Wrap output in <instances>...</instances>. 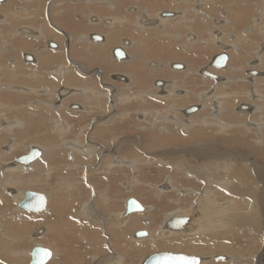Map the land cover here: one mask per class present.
Listing matches in <instances>:
<instances>
[{"label":"crops","instance_id":"obj_1","mask_svg":"<svg viewBox=\"0 0 264 264\" xmlns=\"http://www.w3.org/2000/svg\"><path fill=\"white\" fill-rule=\"evenodd\" d=\"M109 2L110 4H108ZM164 9L170 10L175 15L161 17L159 13ZM36 13L38 14L36 15ZM142 17H149L150 21L155 17L159 20L155 23L156 25L149 22L147 24V22H141ZM3 18L12 32L10 34L14 36L8 35V32H4L5 30L1 31L0 41L8 42L7 36L12 44H15V47L3 51L0 54V59L3 58L4 52L17 49L18 51H15L19 55L12 58V65L18 64L23 67L21 73H17L16 67H12L10 73L15 74L14 81L9 79L6 86L0 85V107L2 106L0 109L5 112L4 116L0 118V134L4 133L10 139L6 153L20 147L23 148L19 153L12 154V158L6 162H11L18 155L25 153L30 145H37L42 151V160H38L32 169L28 168L26 171L12 173L32 172L36 169L38 176L44 177L48 172L46 165L50 166L51 164V171L53 169L55 172H58L60 168L66 169L67 173L60 175L57 186L52 189L60 190L57 191L54 198L61 202L64 199L73 202L78 198V193L83 191H87L88 196L91 195L92 202H94L98 190L102 192L106 189L105 194L108 195L109 190L117 184L126 193H132L131 196L144 203L139 195L142 194L140 189L151 190L153 194L157 195L158 192H163V187L168 185L165 180L170 178L172 179L170 180L171 185L175 187L172 191L178 189L175 180L178 173L179 175L184 174L187 180L192 178L201 180V178L186 174V170L180 165L182 162L187 163L194 156V159L188 163L189 166L193 163V167L196 160L200 161L205 154L202 149L209 141L220 146L221 142L225 141L222 137L236 136L235 132L238 130L235 127H242L246 122L251 123L252 114L239 109V105L243 103L253 104V107L257 109H254L255 114L257 112L260 114L257 115V120L262 121L264 128L262 120V118L264 119V105L248 95V92L253 90L254 93L258 91L264 97V88L262 87L264 86V74H261L263 77H253L248 80L242 73V70L253 67L264 72V49L262 54L257 55L260 47L264 48V0H6V3H0V19ZM256 18L258 19L257 23L254 22ZM93 35H98L100 38L93 39ZM62 37H64V46L61 45ZM124 41H127L128 44H123ZM50 42L56 46L51 47ZM218 43L229 46L226 51V69L223 68L224 72L223 69L216 71L224 77V81L222 79L221 82L219 81L220 83L200 74V69L208 65L212 57L220 52ZM116 47H121L128 57L126 59L115 58L112 51ZM24 54L31 56V63ZM5 60L11 61L8 58ZM44 60L45 62H43ZM174 64L180 65V68H175ZM60 67L62 68L60 69ZM76 67L83 69L86 73L79 71ZM43 69L48 71L45 72L46 70ZM0 71H4V68L1 67ZM4 73L8 72L5 70ZM119 76L125 79H119ZM65 78L68 79V82ZM234 78L237 80L233 81ZM158 81H162V86L157 85ZM100 82L108 84L107 86L111 87L108 88L111 89L109 92L116 93L115 96L108 95L109 98L108 90L102 88ZM97 90L103 91L105 96L95 95ZM211 94L213 95L210 99ZM100 96L101 99H99ZM160 100L167 106L158 107L156 104H159ZM112 103L117 111L112 107L113 115L108 117V120L102 125H97L95 120L107 116ZM19 105L21 109L18 107ZM37 105L39 106L37 107ZM191 105H195L199 109L189 115H184L183 108L186 109ZM210 106L217 107L218 111L211 112ZM214 112L215 114L212 116ZM173 113L177 115L181 124L187 122L186 125L191 128L192 135L190 137L185 133L184 126L181 125L182 127L179 128L178 124H172L170 119H168L170 121L167 120ZM221 123L223 124L221 125ZM167 126L172 128L170 136L167 135L165 129ZM220 126H224L222 131H218L221 129ZM231 129L235 131L231 132ZM18 134L22 137L21 141L17 140ZM158 135L165 137L157 140ZM132 138L134 139L132 144H124ZM74 142L78 145L88 143L95 146L96 150L90 158H84L80 152L79 154L73 153V148L77 146ZM50 147H53V150ZM243 149L249 152L247 146ZM110 153H116L123 158L121 166L108 168L105 161L108 158L106 155ZM151 162L156 165V170L162 167L157 171L159 177L165 173L163 179L146 180L144 172L146 167L140 165L151 164ZM255 162L262 164L257 160ZM83 164L86 167H83ZM90 169L98 178L91 177L90 179L87 173ZM169 169L170 173L164 171ZM76 171L80 172V176L84 180L83 183L86 184L77 180L72 181ZM103 171L110 172V175H106ZM118 172H121L124 178L121 182H119L120 180L116 181ZM12 173H10L12 178L18 177ZM82 173L84 174L82 175ZM66 179H68V184H66ZM104 181L106 185H101V182ZM201 181L202 186H200L199 193L212 187L207 184L205 187L203 179ZM33 190L45 193L47 203H49V192L40 188ZM100 191L99 193H101ZM166 191L171 192L167 189ZM261 193L264 194V189ZM128 196H123L122 207L117 211L124 210V199ZM161 196L157 195L156 199ZM66 205L70 206L68 203ZM112 206V208L116 207L114 204ZM150 222L149 227L152 229L154 221ZM24 223L23 229H19L20 233L24 234L23 236H26V233L30 235L33 232L34 234L36 229L43 228L42 234L46 233L43 234V238L36 237L39 239L37 240L38 244L49 247L51 250L53 249L52 251L55 250V255L48 261L49 264H111L115 260V258H111L113 252L122 255L123 250L125 251L127 248L121 245L117 233L115 234L116 239H113L116 249L110 253L107 252V248L106 253H85L86 250L81 241L80 243L76 242V238L80 237H86L87 241L96 238L97 227H101L99 230L102 231L109 226L106 221L91 223L94 228L90 231L85 229L84 235L73 234L77 231H69V235H67L69 242L63 244L59 243L56 238L61 229L58 227L66 225L64 221H48L45 222L47 223L44 225L45 227L41 225L35 230L29 225L26 226V222ZM162 223L160 221V224L159 222L154 224L155 228L160 229L161 232L164 229ZM137 229H139L138 225L133 224L132 227L127 228L126 236L131 235L132 237ZM167 231L176 230L165 229L163 232ZM44 236H48V240L44 241ZM80 240L84 239L80 238ZM180 241H176L174 244L179 243L178 245L181 246L188 243V239L183 237H180ZM135 243L133 242L131 245L134 246ZM33 244L30 245L31 248ZM78 244L80 248H77ZM92 245L99 246L97 241H94ZM163 250L180 252L170 248ZM29 261L28 252L26 263L29 264ZM5 262L7 264V261ZM123 264L126 262L124 261Z\"/></svg>","mask_w":264,"mask_h":264},{"label":"rangeland","instance_id":"obj_2","mask_svg":"<svg viewBox=\"0 0 264 264\" xmlns=\"http://www.w3.org/2000/svg\"><path fill=\"white\" fill-rule=\"evenodd\" d=\"M54 1H56V0H54ZM2 16L4 17V15H2ZM2 16H1V18H2ZM257 21H258V19L256 18V22ZM5 22H6V20L4 18L0 19V29H2V30H0V32L5 30L4 32H6V33L8 32L7 33L8 35L14 36V35H11L12 32H11L10 28L8 27V25L5 24ZM14 27H16V26H14ZM63 39H64V37H62V39H61L62 40V44H61L62 46H64V44H63L64 40ZM6 40L8 42L4 43V41H3V43H2V41H0V54L3 51L8 50V48L12 49V47H15L14 46L15 44H12V41L9 40V37L6 36ZM263 49H264L263 47L262 48L260 47V50H259L260 52L258 51L257 54H260V53L262 54ZM15 50L18 51L17 49H15ZM15 50H13V51L11 50V52H8V51L4 52L3 58L0 59V65L3 68L5 67L4 71L5 70L9 71L8 74L6 73V76H5L4 72L0 71V79H1L0 85H5L6 82L9 80V78L14 79L15 74L10 73L11 72L10 70L12 67H16V69L18 70L16 72L21 73L22 67H20L18 64L12 65V61H13L12 58H15L19 55V53L16 52ZM5 58L11 59V61L5 60ZM76 68H78L79 71H83V69H79V67H76ZM248 69H252V68H248ZM84 73H86V72H84ZM242 73L245 75V77L248 80H250L253 77H257V76H249L246 73V70H242ZM2 74H3V76H2ZM262 74H264V73H262ZM260 77H263V76L260 75ZM17 80H19V79H17ZM13 81L14 80H12V82ZM107 85L108 84H106V83L100 82V86L104 89H107L109 92V90H111V89H108V88H111V87H108ZM262 87L264 88V86H262ZM13 88H15V87H13ZM16 88H18V87H16ZM18 89H21V88H18ZM97 93H99L100 95L102 94L104 96L103 91L97 90ZM248 93H250V91ZM108 94L113 95V97H114L116 93L112 92V94H111L109 92V93H107V95ZM249 97H251L253 100L259 101V103L261 105H264V98L258 99L256 96L251 95V94L249 95ZM99 99H101V96ZM167 102H169V101H167ZM246 104H249V103H246ZM112 105H111L110 112L107 115H110V116L113 115L114 109L116 110L115 105L113 103H112ZM156 105L160 108L163 106H167L165 104V102H162L161 100L159 101V104H156ZM256 106H258V105H256ZM112 107H114V109ZM252 107H253V104H252ZM129 109H133V108H129ZM255 110H257V109H255ZM116 111H115V113H117ZM212 111L213 110H211V112ZM2 112H3V110L0 111V113H2ZM246 112H248L249 114H252V117H251L252 122H260V120H257L258 119L257 115L259 116L260 114L258 112H257V114H255L256 111L254 112V107H253V109L250 110V112L247 110H246ZM4 113L5 112H3L2 115H0V118L3 117ZM103 118L104 117L97 118L95 120L96 124L98 125L99 120H102ZM262 120L264 121L263 118H262ZM172 124H174V123H172ZM205 124L210 125L207 122H205ZM178 126H179V128L181 127L180 125H178ZM250 127H253V125L251 124ZM167 128L172 129L169 126H167ZM190 129L185 131V133L191 134ZM235 129L238 130V133L235 132V134L236 135L239 134L242 136L244 135V139H248V142H250L249 139H251L255 134V132L252 129H248L245 125L242 127L239 126L238 128L235 127ZM218 131H222V127ZM230 131L233 132L235 130L231 129ZM263 131H264V128H263ZM228 137H230V136H224L222 138L224 140L225 138H228ZM17 140H19V141L22 140V137L20 134H18ZM9 141H10V139L7 138V135H5L4 133L0 134V223H1V226H3V228L0 227V264H6L5 261H7V264H22V262H23V264H28V263H26V259L28 257V252L30 251L29 249L31 248L30 245L33 243L38 244V242H37V240H39L38 237L43 238V234H46V233H43L42 235L39 236V235H35L33 233H31L30 235H27V233H26V236H23L24 234L20 233L19 229H23V227L25 226L24 222H26V226L29 225L32 229L35 230L37 227H39L41 225H43V226L46 225L47 223H45V222L63 221L62 219H64V223L67 226H65V227L59 226L58 227L59 229L61 228L62 230L60 229V233H58L59 235H57V238H56L59 243L63 244L64 242H69L68 237H67V235H69L68 229L72 232L77 231V232H73V234L75 233V234L80 235V233H81V235H84L85 229L90 231L94 228V225L91 224V223H94L93 221L97 222V221H100V219L103 221L104 217H107L110 219L111 215H116L117 214L116 212H118L117 209H120L122 207L121 201H122L123 196L124 197L128 196V195L131 196V194H132V193H128V192L126 193L123 188H121L119 185L116 184L117 187L114 186V188L110 189L109 190L110 193L108 195L105 194V196H104L105 198L103 196L99 197V194L97 193L96 200H94V202L91 201L90 205L88 204L89 206H87L86 210H85L88 213L85 214V211L82 209L83 203L86 199H88V198L91 199V195L88 196L89 193H87V191H83L82 193H78V195H77L78 198L73 202L69 201L68 199H64L61 202L58 199L54 198V195L57 194L58 193L57 191H60V190H52V189L57 186L60 175H64L65 173H67L66 169L61 168L56 173L52 169V173L50 172L49 174H45L44 177L38 176V173L36 172L35 169H34L35 171H32V172H19V173L18 172L12 173V172H14L13 169L12 170L6 169V167H7L6 164L9 163L6 161H8V160H10V158H12V154L17 153V152L19 153L23 149L20 147V148H17V150H15V151H12L10 153H6L7 144ZM133 141H134L133 138L128 139L126 142H124V144H126V143L132 144ZM210 142L211 141H209L208 144L206 146H204V148L202 149V152H204L205 154H207V153L209 154L215 148H219V145L217 143L215 145L214 142L213 143H210ZM222 145H223V143H222ZM251 152L253 153L252 157H254V158L257 157L256 159H258V160H262V159L264 160V158H263L264 154L262 152L257 151L255 148L251 149ZM255 152H257V154ZM83 156H84V158H86L85 155H83ZM175 158H177V156H175ZM91 163H93V162H91ZM21 164L22 163H20V165ZM83 166L86 167V165H83ZM140 166L146 167L144 169V172L146 175V180L154 181L157 178H162L163 175L165 174V173H163L162 177L161 176L159 177L157 170H160V168H162V167H160L159 169L156 170V165L152 162H151V164H141ZM157 166H158V164H157ZM51 167H52L51 164H50V166H48V165L46 166V169H48V172L51 171ZM183 168L185 169L186 167L183 166ZM29 169H31V168H29ZM22 170L26 171L27 169L22 168L18 171H22ZM80 170H82V169H80ZM164 171H166L167 173H170V169L164 170ZM10 173H12L13 175H18V177L12 178V179H17V182L12 184V181H11V183H10L11 185L6 186L3 182H4V180L8 179L6 177H11ZM87 173L89 174L90 179H91V177L93 179L98 178L96 176V174L94 173V171L91 169ZM189 173H191V172H189ZM194 173L196 174V172H194ZM83 174L84 173H82V175ZM173 174L175 175V172ZM34 175H35V177H33ZM196 175H194L195 178H201V180L203 179L202 175H199V174L197 176ZM29 178L31 179V181L30 180L27 181V179H29ZM122 179H124L122 173L118 172L117 177H116V181L120 180L119 182H121ZM24 180H25V182H24ZM67 180L68 179H66V182H67ZM74 180H77L78 182L83 183L84 180H83V177L80 176L79 171H76L75 177L72 179V181H74ZM175 180L177 181V184H178L177 185L175 183L176 186H178V188L183 192V194L180 190L177 191L176 189H174L173 191L170 190L171 192L166 191V189L168 190V188H169V186L167 185V188L162 190L163 194L162 193L160 194L162 196L159 199H156L157 195H155V193L153 194V192L151 190L146 191V190L140 189V190H142V194H139V195H141L142 200L144 201V203H146L145 205L152 206L150 210H149L150 207H148V211L146 213L139 212L140 214L139 213L136 214V212H134V213L130 214L129 219L126 220L127 223L125 222L122 224V226H121L122 228L120 227L117 229L115 226L111 227L109 225L108 227H106V229L100 231L99 229L101 227H97V229H96L97 230V232H96L97 237L96 238H92L91 240L87 241L86 237H80L81 239H84V240H80V238H78V239L76 238V242L80 243V241H81V244H83V246L86 250L85 253H93V252L106 253L107 249H108L107 252L110 253L113 249H116L115 241L113 240V239H116V235H115L116 233L119 236L118 239L121 240V245L125 244L124 246L127 247V245L130 246L131 243L133 244V242H136L134 246L131 245V246H133L132 248L127 247L125 251L123 250L124 253H122V264L124 263V261L126 262V264H138L140 262L139 259H141L144 255L148 254L149 252L155 251V250H163L166 248H170V249L177 250L180 252H184L187 254L189 253L192 255H195V254L201 255L200 257H202L204 260L202 264H260V263L264 264V231L260 230V232H259V231H257V230H259L258 228H256V230L253 229L254 231H251L250 230L251 228H248L245 226H236V227L232 228L231 226L226 225L225 227H219V228L216 227V230L214 229L212 232L208 231V232H205L201 235H195L190 231L188 233H185L184 235H182V234L174 235V234H170V233L168 234L167 232L165 233L163 231L161 232L160 229L157 230V228H155L154 224H156L158 222L160 224V221H162V219H163L162 217L166 216L167 212L178 210V212H181V213H183V212L190 213L189 210L191 208L196 207V205L199 204V202H201L200 204H204L203 205L204 207L209 206L210 208H212V204H214L216 202H219L221 204V202H223L227 199H231V198L234 200L236 199V195L228 193L227 191H225V188H223V187L219 188L215 185H212L211 184V182H213L212 180H210V182H209L206 179H203L205 187H206V184L211 185L212 187L206 188L203 192H200V193H199V190L201 188L200 186H202L201 180H197L194 178L187 180V178L184 176V174L179 175V173L175 177ZM99 181H98V183H99ZM165 182H166V180H165ZM66 184H68V182ZM83 184H86V183H83ZM101 185H106V182L105 181L103 183L101 182ZM182 187H184V188H182ZM187 187L190 188V190H192V191L188 190ZM10 188L14 189V192H15V190L25 191L28 189L33 190V189H39L40 188V189L45 190V191L50 193V194L48 193L49 203L46 204V208L41 212H35L34 213V212H27V211H24L21 209L18 210L17 208H14V207H16V204H15L16 200H14L15 197L12 196L13 193L10 194L7 191ZM134 188H136V186H134ZM210 189L213 190L214 194L210 193L211 197H209V200H208L206 198L207 196L205 197L204 194H205V191H208ZM111 192H113V193H111ZM262 197H261V199L264 200V194L262 195ZM211 198L214 199L215 201H211L212 200ZM241 200L242 199L237 198V207H233V208L235 210H236V208H239L238 210L244 212L245 208L249 209L251 202H252L251 201L252 199L245 197L244 200H242V201ZM109 202L112 204H110ZM66 203L70 204V206L66 205ZM108 203H109V206H108ZM113 203H114V207L116 205L115 208H112ZM244 203H246V204H244ZM225 204L227 205L226 202H225ZM107 206H108V209H106ZM260 210H262V209H260ZM260 210L257 213L256 221L262 220ZM247 211H249V210H247ZM191 214H193V213H191ZM144 217L150 218V221H154L152 229H151V227H149L150 224L145 225L140 221V218H144ZM131 219L132 220L138 219V220L137 221H131ZM22 220H24V221H22ZM128 222H130V224H132V225L137 224L139 229H144V227L147 226L150 229V235L146 239H142V240L133 239V238H131V235H128V234H127L128 236H126L125 231L127 230L126 229L127 226H128V228L132 227V225L130 226L128 224ZM68 223H69V225H68ZM98 223H100V222H98ZM149 229H148V231H149ZM255 231H257V232H255ZM171 235H173L174 237H172ZM36 236H38V237H36ZM180 237H183L184 239L185 238L188 239V243L183 244L181 246L178 245L179 243L177 245H175L174 242H176V241L181 242ZM48 238L49 237L47 236V240H48ZM19 239L22 240V242H20ZM94 241H97V243L99 245L98 247L92 245L94 243ZM170 241L171 242L173 241V243H170V244L165 243V242H170ZM169 245H171V246H169ZM112 246H113V248H112ZM77 248H80L79 244L77 245ZM6 250H8V251H6ZM75 250H76V248H75ZM53 253H55V252L53 251ZM113 255H117L115 253V251L113 252L112 256ZM216 255H225V256H227V258L222 259V260L221 259H215ZM205 258L207 260H205Z\"/></svg>","mask_w":264,"mask_h":264},{"label":"bare ground","instance_id":"obj_3","mask_svg":"<svg viewBox=\"0 0 264 264\" xmlns=\"http://www.w3.org/2000/svg\"><path fill=\"white\" fill-rule=\"evenodd\" d=\"M34 1V0H33ZM6 3V0H4L3 1V3ZM7 2H9V1H7ZM39 2V1H38ZM2 3V2H1ZM10 4V3H9ZM108 4H110V2L108 3ZM30 5V4H29ZM39 5V4H38ZM15 6V5H14ZM16 7V6H15ZM14 7V8H15ZM34 7V6H33ZM32 7V8H33ZM40 7V6H39ZM23 8V7H22ZM21 8V9H22ZM26 8V7H25ZM24 8V9H25ZM42 8V7H41ZM20 9V8H19ZM38 9V8H37ZM40 9V8H39ZM28 10V9H27ZM163 11H168V12H171L170 10H167V9H164ZM163 11H161V12H163ZM35 12V11H34ZM161 12L159 13V14H161ZM10 13V12H9ZM28 13H30V12H28ZM262 13V12H261ZM21 14V13H20ZM38 13H36V15H37ZM171 14H173V16L175 15L174 13H172L171 12ZM30 15V14H29ZM25 16H28V15H25ZM31 16V15H30ZM172 16V17H173ZM162 17V16H161ZM149 18V17H148ZM160 18V17H159ZM157 20H159L158 18H154V19H151V21H152V23L153 24H155L156 22H158ZM28 21V20H27ZM8 22V21H7ZM13 22V21H12ZM254 22L255 23H257L256 22V19L254 20ZM24 23V22H23ZM216 23H217V21H216ZM255 23H253V24H255ZM148 24V23H147ZM151 24V23H150ZM219 24V23H218ZM26 25V24H25ZM156 25V24H155ZM9 27V26H8ZM31 27V26H30ZM144 27V26H143ZM147 27V26H146ZM149 27V26H148ZM251 27V26H250ZM249 28V27H248ZM23 31H24V29H22ZM220 35V34H219ZM218 35V36H219ZM20 39V38H19ZM103 41H104V39H103ZM99 42V41H98ZM5 43V42H4ZM24 43V42H23ZM48 44V43H47ZM123 44H125L124 42H123ZM126 44H128V42L126 41ZM32 45V44H31ZM27 46V45H26ZM25 46V47H26ZM125 46V45H124ZM48 47V46H47ZM229 47V46H228ZM50 49V48H49ZM260 52V51H259ZM227 53V52H226ZM26 54V53H25ZM24 54V55H25ZM261 54V53H260ZM260 54H257V55H260ZM2 57V56H1ZM128 56L125 54V57H124V59H126ZM43 62H45V60L43 61ZM46 62H47V60H46ZM30 63H31V61H30ZM33 63V62H32ZM262 63V62H261ZM2 64V63H1ZM208 64V63H207ZM64 66V65H63ZM2 66L0 65V68H1ZM206 67H208V65L206 66ZM23 68V67H22ZM26 68V67H25ZM28 68V67H27ZM26 68V69H27ZM62 67H60V69H61ZM209 68V67H208ZM4 69H5V67H4ZM28 69H30V68H28ZM224 69H226V68H224ZM224 69H223V72H224ZM252 69H255L254 67L252 68ZM35 70V69H34ZM43 70H46V69H43ZM214 70V69H213ZM219 70V69H218ZM248 69H246V71H247ZM262 70V69H261ZM37 71H38V69H37ZM41 71V70H40ZM48 70H46L45 72H47ZM55 71V70H54ZM58 71V70H57ZM61 71V70H60ZM66 71V70H65ZM217 71V69L214 71V72H216ZM260 71V70H259ZM2 72H4V71H2ZM8 73H9V71H7ZM25 72V71H24ZM26 72H28V70H26ZM42 72V71H41ZM40 72V73H41ZM59 72V71H58ZM7 73V74H8ZM16 73V72H15ZM34 73V72H33ZM35 73H37V72H35ZM39 73V72H38ZM73 73V72H72ZM262 73H264V72H262V71H260V72H258V75H249V76H257V77H260V75L262 74ZM43 74V73H42ZM10 75V74H9ZM73 75H74V73H73ZM2 76H3V74H2ZM5 76H6V74H5ZM38 76V75H37ZM40 76V75H39ZM46 76V75H45ZM50 76V75H49ZM75 76V75H74ZM222 76V75H221ZM52 77V76H51ZM68 77V76H67ZM224 77L222 76V78H221V80L223 79ZM10 79V78H9ZM51 79V78H50ZM49 79V80H50ZM66 79V78H65ZM125 79V78H124ZM264 79V78H263ZM1 80V79H0ZM14 80V79H13ZM48 80V79H47ZM221 80H220V82H221ZM232 80V79H231ZM235 80H237L236 78H234L233 79V81H235ZM244 80V79H243ZM51 81V80H50ZM71 81V80H70ZM223 81H224V79H223ZM228 81V80H227ZM254 81V80H253ZM263 81V80H262ZM66 82H68V79H66ZM230 82V81H229ZM1 84V83H0ZM7 84V83H6ZM4 86H6V85H4ZM8 86V85H7ZM33 86V85H32ZM37 87V86H36ZM54 87V86H53ZM214 87V86H213ZM68 88V87H67ZM162 88V87H161ZM6 89V88H5ZM47 89V88H46ZM73 89H75V88H73ZM78 89V88H77ZM85 89V88H84ZM37 90H40V89H37ZM212 90H213V88H212ZM54 91V90H53ZM253 91V90H252ZM251 90H250V93H249V95L251 94V95H254V96H256L258 99L260 98V97H262L259 93H258V91H256V93H254V91L252 92ZM16 92H17V90H16ZM34 92V91H33ZM38 92V91H37ZM46 92V91H45ZM90 92V91H89ZM208 92V91H207ZM211 92V91H210ZM39 93V92H38ZM53 93V92H52ZM74 93H75V91H74ZM23 94V93H22ZM31 94V93H30ZM37 94V93H36ZM76 94V93H75ZM147 94V93H146ZM259 94V95H258ZM1 95V94H0ZM15 95H17V94H15ZM24 95V94H23ZM54 95V94H53ZM73 95V94H72ZM80 95V94H79ZM95 95H100L99 93H96ZM109 95V94H108ZM107 95V96H108ZM208 95V94H207ZM212 95L213 94H211V96H210V99L212 98ZM217 95V94H216ZM215 95V96H216ZM7 96V95H6ZM5 96V97H6ZM18 96V95H17ZM21 96V95H20ZM28 96V95H27ZM30 96V95H29ZM35 96V95H34ZM52 96V95H51ZM87 96V95H86ZM105 96V95H104ZM200 96H202V95H200ZM223 96V95H222ZM88 97V96H87ZM127 97V96H126ZM47 98V97H46ZM110 98V97H109ZM123 98H124V96H123ZM128 98V97H127ZM144 98V97H143ZM207 98H209V97H207ZM224 98V97H223ZM262 98H264V97H262ZM261 98V99H262ZM204 99V98H203ZM216 99V98H215ZM127 100V99H126ZM205 100V99H204ZM50 101V100H49ZM87 101V100H86ZM40 102V101H39ZM48 102V101H47ZM46 102V103H47ZM124 102V101H123ZM259 102V101H258ZM218 103V102H217ZM30 104V103H29ZM44 104V103H43ZM76 104V103H75ZM244 105H247V107L248 108H243V111H249L250 112V110L251 109H253V107H252V105L251 104H246V103H243ZM21 105V104H20ZM20 105L18 106V107H20ZM249 105H251V106H249ZM7 106V105H6ZM32 106H34V105H32ZM39 105H37V107H38ZM43 106V105H42ZM204 106V105H203ZM219 106V105H218ZM241 105H239V107H240ZM2 107V106H1ZM0 107V108H1ZM5 107V106H4ZM45 107V106H44ZM43 107V108H44ZM211 107V106H210ZM30 108V107H29ZM33 108V107H32ZM212 108V110L213 111H218V109H217V107H215V106H212L211 107ZM19 109V108H18ZM20 109H21V107H20ZM35 109H36V107H35ZM41 109V108H40ZM46 109V108H45ZM50 109V108H49ZM84 109V108H83ZM184 109V108H183ZM254 109H256V108H254ZM86 110V109H85ZM201 110V109H200ZM224 110V109H223ZM240 110H242V109H240ZM0 111H1V109H0ZM51 111V110H50ZM7 112V111H6ZM53 112V111H52ZM51 112V113H52ZM89 112V111H88ZM146 112V111H145ZM144 112V113H145ZM255 112V111H254ZM3 113V112H2ZM143 113V112H142ZM5 114V113H4ZM32 114V113H31ZM35 114V113H34ZM119 114V113H118ZM174 114V115H173ZM173 114H171L170 115V117H168L167 118V120L168 119H170V120H168V121H170L171 123H174V124H178L179 125V119H178V117H177V115L175 114V113H173ZM213 114H215V112L214 113H212V116H213ZM2 115V114H1ZM55 115V114H54ZM4 116V115H3ZM56 117V116H55ZM54 117V118H55ZM108 117H111L110 115H107V117L105 116L102 120H99V123H98V125H102L103 123H105L106 122V120H108ZM218 117V116H217ZM15 118V117H14ZM213 118V117H212ZM118 119V118H117ZM144 119V118H143ZM215 119V118H214ZM5 120V119H4ZM51 120V119H50ZM110 120H111V118H110ZM215 120H217V119H215ZM56 121V120H55ZM181 121V120H180ZM184 121H185V119H184ZM250 121H252V120H250ZM22 122V121H21ZM20 122V123H21ZM59 122V121H58ZM57 123V122H56ZM108 123V122H107ZM187 123V122H186ZM186 123L185 124H181L180 123V126L182 125V126H184V128H185V130L184 131H187L188 129H190V127L189 126H187L186 125ZM58 125H59V123H57ZM223 123H221V125H222ZM251 124L253 125V127H250L251 126ZM15 125V124H14ZM21 125V124H20ZM48 125V124H47ZM105 125V124H104ZM195 125V124H194ZM220 125V124H219ZM218 125V126H219ZM248 129H252L254 132H255V134H254V136L251 138V140H250V142H248V139H244V135L242 136V135H236V136H230V137H228V138H225L224 140L225 141H222V143H223V145H226V147L224 148V146H222V147H220L219 146V148H215L212 152H210L209 154L207 153V154H202L203 156H202V159H205V160H202V159H200V161H198V160H196V162H195V165L192 167V165H193V163H191L190 164V166H189V164L188 163H190V160H193L194 159V156H193V158L192 159H189L188 161H187V163H184V162H182V164L180 165V166H184V167H186L185 168V170H186V174H189L190 176L192 175V176H194V175H202L203 176V179H206L207 181H209L210 182V180H212L213 182H211V184L212 185H215V186H217V187H219V188H225V191H227L228 193H231V194H235L236 195V199L234 200V199H227V200H225V201H223V202H221V204L219 203V202H216V203H214V204H212V208H210L209 206H207V207H204L203 205L204 204H200L201 202H199V204H197L196 205V207H194V208H191L189 211H190V213H187V212H183V213H181V212H178V210L177 211H171V212H167L166 213V216H164V218L162 219V222L164 221V219H167V218H169L171 215H180V214H182V215H187V216H189V220H188V222H187V224H186V226H185V230L184 231H181V230H176V231H167V233L169 234H174V235H178V234H182V235H184L185 233H188L189 231L190 232H192L193 234H195V235H201V234H203V233H205V232H208V231H213L214 229L216 230V227L217 228H219V227H225L226 225H228V226H231L232 228H234V227H236V226H245V227H248V228H251L250 230L251 231H254V230H256V228H258L259 230H257V231H259L260 232V230H263L264 231V200H262L261 199V197H262V195H263V193H261L262 192V190L264 189V160L262 159V160H258V159H256V158H252V156H253V153L250 151L251 149H253V148H255L257 151H260V152H262L263 154H264V131H263V126H262V122L260 121V122H251V123H245L244 124ZM243 125V126H244ZM12 126V125H11ZM45 126H46V124H45ZM44 126V127H45ZM181 126V127H182ZM228 126V125H227ZM47 127V126H46ZM57 127V126H56ZM59 127H61V126H59ZM65 127H67V126H65ZM221 127H224V126H220V128ZM1 128V127H0ZM4 128V127H3ZM8 128V127H7ZM227 128V127H226ZM8 129H10V127L8 128ZM165 129H166V131H167V135L168 136H170L169 134H170V131H171V129H169V128H166L165 127ZM240 129V128H239ZM56 130V129H55ZM58 130H60V129H58ZM163 130V129H162ZM61 131H63V130H61ZM60 131V132H61ZM111 131V130H110ZM9 132V131H8ZM8 132H6V133H8ZM57 132V131H56ZM63 132H65V131H63ZM81 132V131H80ZM54 133V132H53ZM102 133H104V132H102ZM163 133H164V131H163ZM238 133V132H237ZM240 133V132H239ZM245 133V132H244ZM2 134V133H1ZM9 134V133H8ZM112 134V133H111ZM110 134V135H111ZM241 134V133H240ZM60 135V134H59ZM192 135V133L191 134H187V136H191ZM163 136L164 135H158L157 136V140L158 139H160V138H163ZM156 137V136H155ZM165 137V136H164ZM3 138V137H2ZM153 138V137H152ZM168 138V137H167ZM166 138V139H167ZM179 138V137H178ZM193 138V137H192ZM250 138V137H249ZM62 139V138H61ZM123 139V138H122ZM165 139V140H166ZM34 140V139H33ZM118 140V139H117ZM124 140V139H123ZM151 140V139H150ZM185 140V139H184ZM190 140V139H189ZM71 141V140H70ZM76 141V140H75ZM120 141V140H119ZM125 141V140H124ZM123 141V142H124ZM154 141V140H153ZM69 142V141H68ZM72 142V141H71ZM192 142V141H191ZM78 143V142H77ZM193 143V142H192ZM34 144H36V143H34ZM74 144H75V142H74ZM109 144V143H108ZM123 144V143H122ZM151 144V143H150ZM67 145V144H66ZM72 145V144H71ZM75 145H77L75 148H73V153H77V154H79V152L80 153H82L83 155H85V157L86 158H90L91 157V154L93 153V152H95V150L96 149H94L95 148V146H92V145H89L88 143H84V144H81V145H78V144H75ZM105 145V144H104ZM9 146V145H8ZM51 146V145H50ZM63 146H65V145H63ZM79 146V147H78ZM248 147V149H249V152H246V151H244V147ZM106 147H107V144H106ZM112 147V146H111ZM51 148V147H50ZM53 148V147H52ZM51 148V149H52ZM67 148H68V145H67ZM71 148V147H70ZM114 148V147H113ZM129 148V147H128ZM242 148V149H241ZM10 149V148H9ZM106 149V148H105ZM163 149V148H162ZM171 149V148H170ZM185 150H186V148H184ZM46 150V149H45ZM53 150V149H52ZM71 150H72V148H71ZM107 150V149H106ZM129 150V149H128ZM168 150V149H167ZM172 150V149H171ZM184 150V151H185ZM117 151V150H116ZM132 151V150H131ZM180 151H182V150H180ZM115 152V151H114ZM164 152H165V150H164ZM100 153V152H99ZM169 153V152H168ZM184 153V152H183ZM245 153H247L246 155H245ZM256 154H257V152H255ZM188 154V153H187ZM186 154V155H187ZM63 155V154H62ZM105 155V154H104ZM159 155V154H158ZM157 155V156H158ZM169 155V154H168ZM193 155V154H192ZM262 155V154H261ZM93 156V155H92ZM122 156V155H121ZM84 157V156H83ZM108 157V158H107ZM160 157V156H159ZM56 158V157H55ZM63 158H64V156H63ZM70 158H71V156H70ZM106 161H105V163L107 164V166H108V168H110V169H112V168H114V166H121L122 165V162H123V158L122 157H120V156H118V154H116V153H110V154H107L106 155ZM167 158V157H166ZM264 158V157H263ZM59 159V158H58ZM58 159H57V161H58ZM161 159V158H160ZM177 159V158H176ZM38 160H42V156H41V158H39V159H37V160H35V161H33L30 165L32 166L31 167V169L35 166V164H36V162L38 161ZM64 160V159H63ZM66 160V159H65ZM101 160V159H100ZM108 160H110V161H108ZM125 160V159H124ZM258 161L259 163H262V164H258V163H256L255 161ZM52 161V160H51ZM61 161V160H60ZM102 161V160H101ZM172 161V160H171ZM204 163H203V162ZM174 162V161H173ZM202 164H201V163ZM47 163H49V162H47ZM46 163V164H47ZM67 163V162H66ZM33 164V165H32ZM43 164V163H42ZM131 164H132V162H131ZM130 164V165H131ZM177 164V163H176ZM7 165V167H6V169H9V170H14V171H18V170H20V169H22V168H25V169H28V166H30V165H28V166H24L23 164H21L20 165V163H18V164H16V165H11L10 163H8V164H6ZM76 165V164H75ZM84 165V164H83ZM45 166V165H44ZM47 166V165H46ZM93 166V165H92ZM84 167V166H83ZM96 167V166H95ZM123 167V166H122ZM192 167V168H191ZM263 167V168H262ZM2 168V167H1ZM30 168V167H29ZM36 168V167H35ZM37 168H39V167H37ZM44 168V167H43ZM48 168V167H47ZM116 168V167H115ZM61 169V168H60ZM104 169V168H103ZM131 169V168H130ZM140 169V168H139ZM184 169V168H183ZM5 170V169H4ZM36 170V169H35ZM34 170V171H35ZM43 170V169H42ZM41 170V171H42ZM48 170V169H47ZM106 170V169H105ZM6 171V170H5ZM55 171V170H54ZM59 171V170H58ZM101 171V170H100ZM109 171V170H108ZM105 172V171H103L106 175H110V172ZM52 172V171H51ZM112 172V171H111ZM189 172H191V173H189ZM194 172H196V174L194 173ZM50 173V171L49 172H47V174H49ZM56 173V172H55ZM102 174V173H101ZM99 175V174H98ZM196 175V176H197ZM33 177H35V175L33 176ZM61 177V176H60ZM100 177V176H99ZM104 177V176H103ZM111 177V176H110ZM133 177V176H132ZM200 177V176H199ZM6 178H8V179H6V180H4V184L7 186V185H11L10 183H11V181H12V183L14 184L15 182H17V179H12V177H6ZM63 178V177H62ZM108 178V177H107ZM20 179V178H19ZM214 179V180H213ZM31 181V179L29 178V179H27V181ZM139 180V179H138ZM170 180H172L171 178L169 179V180H167L166 182H167V184H168V186H169V188H168V190H171L172 191V189L173 188H175L173 185H171V183H170ZM33 181V180H32ZM20 182V181H19ZM24 182H25V180H24ZM130 182V181H129ZM22 183V182H21ZM20 183V184H21ZM33 183V182H32ZM69 183V182H68ZM135 183V182H134ZM133 183V184H134ZM143 183V182H142ZM3 184V185H4ZM26 184V183H25ZM113 185V184H112ZM123 185V184H122ZM136 185V184H135ZM140 185V184H139ZM90 186V185H89ZM111 186V185H110ZM109 186V187H110ZM124 186V185H123ZM129 186V185H128ZM148 186V185H147ZM153 186V185H152ZM113 187V186H112ZM149 187V186H148ZM124 188H126V187H124ZM138 188V187H137ZM147 188V187H146ZM164 188H167V186L166 187H164ZM163 188V189H164ZM136 190H138V189H136ZM177 191H179L180 189L178 188V189H176ZM221 190V189H220ZM99 191L100 190H98V194H99V197H101V196H105V192H106V189H104V190H102V192L101 193H99ZM128 191V190H127ZM181 191V190H180ZM182 192V191H181ZM135 193V192H134ZM149 193V192H148ZM210 193H212V194H214V192H213V190H208V191H205V194H204V196L209 200V197H211L210 196ZM157 194V193H156ZM161 193H159L158 192V194L157 195H160ZM163 194V193H162ZM182 194H183V192H182ZM211 194V195H212ZM97 195V194H96ZM132 195V194H131ZM147 195V194H146ZM13 197H15V199L14 200H16V202H15V204L24 196V191H20V190H15V192H13V195H12ZM234 197V196H233ZM245 197H248L249 199H252L251 201V205H250V207H249V209H246L245 208V211L244 212H242V211H240V210H238L239 208H236V210L233 208V207H237V198H240V199H242V200H244L245 199ZM105 198V197H104ZM214 198V197H213ZM263 198V197H262ZM206 199V200H207ZM212 199V198H211ZM260 199V200H259ZM125 200V199H124ZM241 200V201H242ZM91 199H86L85 201H84V203H83V206H82V209L85 211L86 210V207L87 206H89L90 204H91ZM99 201V200H98ZM211 201H215L214 199H212ZM210 201V202H211ZM125 202V201H124ZM225 202L227 203V205L225 204ZM248 202V201H247ZM89 204V205H88ZM102 204V203H101ZM109 204V203H108ZM110 204H112V203H110ZM114 204V203H113ZM143 204V203H142ZM230 204V205H229ZM244 204H246V203H244ZM250 204V203H249ZM145 207H146V209L143 211V212H141V213H146L147 211H148V207H150L149 208V210L151 209V207L152 206H148V205H145V204H143ZM15 206V205H14ZM108 207V206H107ZM124 207H125V205H124ZM209 207V208H208ZM14 208H17L18 210H20V208L19 207H17V205H16V207H14ZM124 209V208H123ZM122 209V210H123ZM260 209H262V210H260ZM119 210V209H118ZM180 210V209H179ZM183 210V209H182ZM247 210H249V211H247ZM260 210V214H261V219L262 220H258V221H256V219H257V213H258V211ZM83 211V212H84ZM105 211V210H104ZM108 211V210H107ZM35 213V212H34ZM88 212H86L85 211V214H87ZM117 214L116 215H111L110 216V219L109 218H107V217H104L103 219V221H106L107 222V225H110L111 227H113V226H115L117 229L118 228H120L121 226H122V224L123 223H127V221L126 220H128L129 219V217H130V215L129 216H127V217H123L122 216V213H123V211L122 212H116ZM137 213H139V212H136V214ZM191 213H193V214H191ZM140 214V213H139ZM165 215V214H164ZM102 216V215H101ZM100 216V217H101ZM50 217V216H49ZM103 217V216H102ZM86 218V217H85ZM146 218V217H145ZM13 219V218H12ZM143 219L144 218H140V221L143 223V224H145L144 223V221H143ZM149 219V218H148ZM63 221H64V219H62ZM124 220V221H123ZM138 219H134V220H132L131 219V221H137ZM22 221H24V220H22ZM100 221H102L101 219H100ZM93 222H96V221H93ZM149 224H150V219H149ZM57 223V222H56ZM59 223V222H58ZM128 224L131 226L132 224H130V222H128ZM163 224V223H162ZM59 225V224H58ZM65 225V224H64ZM146 225V224H145ZM43 226V225H42ZM62 226V225H61ZM66 226V225H65ZM64 226V227H65ZM142 226V225H141ZM0 227L1 228H3V226H1V223H0ZM45 227V226H44ZM58 227V226H57ZM70 227V226H69ZM147 226H145L144 227V229H147L146 228ZM187 227V228H186ZM19 228V227H18ZM122 228V227H121ZM126 228V227H125ZM128 228V227H127ZM126 228V229H127ZM55 229V228H54ZM57 229V228H56ZM115 229V228H114ZM125 229V230H126ZM149 229V228H148ZM147 229V230H148ZM254 229V230H253ZM37 230V229H36ZM62 230V229H61ZM137 230H140V229H137ZM163 231H165V229H162ZM7 231V230H6ZM12 231V230H11ZM68 231H70L69 229H68ZM257 231H255V232H257ZM71 232V231H70ZM79 232V231H78ZM81 232V231H80ZM124 232V231H123ZM126 232V231H125ZM135 232V231H134ZM33 233V232H32ZM121 233V232H120ZM166 233V232H165ZM54 234V233H53ZM122 234V233H121ZM134 234V233H133ZM124 235V234H123ZM150 235V229H149V231H148V235L147 236H144V237H140V238H134L133 236L131 237V238H133V239H138V240H142V239H146L148 236ZM5 236V235H4ZM9 237V236H8ZM119 237V236H118ZM123 237V236H122ZM16 240V239H15ZM34 240V239H33ZM45 240H47V236H44V241ZM19 242V241H18ZM173 242V241H172ZM125 245V244H124ZM127 247H128V245H127ZM133 246H129V248H132ZM112 248H113V246H112ZM55 251V250H54ZM52 253H53V251H52ZM20 254V253H19ZM263 255V254H262ZM261 255V256H262ZM54 256V253L52 254V256H51V258L49 259V260H51L52 259V257ZM146 256V255H145ZM231 256V255H230ZM111 258H115V260H113L112 262H111V264H122V255H113ZM48 260V261H49ZM141 260V259H140ZM205 260H207L206 258H205ZM111 261V260H110ZM203 258H202V260H201V263L200 264H202L203 263ZM262 262V261H261ZM22 264H23V262H22ZM46 264H49L48 262L46 263ZM108 264V263H107ZM261 264V263H260ZM263 264V263H262Z\"/></svg>","mask_w":264,"mask_h":264},{"label":"water","instance_id":"obj_4","mask_svg":"<svg viewBox=\"0 0 264 264\" xmlns=\"http://www.w3.org/2000/svg\"><path fill=\"white\" fill-rule=\"evenodd\" d=\"M3 1L4 0H0V3ZM170 15H172V14H171V12H168V11L167 12L164 11L160 14V16H162V17H167ZM141 22L142 23H146V22L148 23L149 22V23L153 24L152 21H150L148 18H145V17H142ZM216 35H218V34H216ZM92 38L98 40L100 37L98 35H93ZM124 43L126 45V41H124ZM49 44L51 47L56 46V44H54L53 42H50ZM217 46L219 47L220 52L217 55H215L214 57H212L211 61L208 64V67L213 68V69H223L227 65L226 51L229 47L225 44H222V43H218ZM112 53H113L114 57L117 59H124V57H125L124 50L121 47L114 48ZM117 53H122L123 55H118ZM221 57H225V59L221 60L220 59ZM25 58L29 61L32 60L31 56L28 54L25 55ZM75 64L78 65L77 63H75ZM173 66L175 68H180V65H178V64H174ZM208 67H206V66L202 67L200 69V74L203 75L204 77L208 78V79H211L214 82H219L221 80L222 76L219 75L218 73L214 72V71H211ZM258 72L259 71L256 69H248L246 71V73L249 75H258ZM123 78L124 77L119 76V79L123 80ZM157 85L159 87L162 86V81H158ZM243 108L246 109L248 107H247V105L242 104L239 107V109L243 110ZM198 109L199 108L197 106L191 105V106L187 107L186 109H183L182 112L184 115H189L193 112H196ZM34 153H36L37 155H33ZM41 156H42L41 149L37 145H30L28 150L25 153L18 155L9 163L11 165H16L18 163H22L24 166H28L33 161L41 158ZM7 191H8V193L12 194L14 192V189L10 188ZM37 196H43L45 198V204H44L43 208L38 207V202L36 200ZM133 200L136 201L142 207V209H143L142 211H137V210H135V208L130 207V201H133ZM46 204H47L46 194L43 192L36 191V190H31V189L25 190L24 196L16 203L17 207H19L21 210H24L27 212H41L46 208ZM124 205H125V207H124V210L122 213V216L124 218L129 216L130 214H132L134 212H143L146 209V207L138 199L134 198L133 196H128L125 199ZM188 220H189V216H187V215H171L169 218L164 219L163 228L167 229V230H182L183 231ZM143 221L146 225L149 224L148 218H144ZM42 232H43V228H38L34 232V234L40 235V234H42ZM141 233H144V235H142ZM147 235H148L147 229L136 230L133 234V236L135 238H140V237H144ZM38 248L48 249L51 252V254H53L52 250L49 247L42 246L40 244H34L29 251V255H30L29 264H35L33 253ZM164 253H170L173 255H185V256H188L190 258H195L197 260L198 264H200L201 260H202V257L197 256V255L187 254V253H183V252L170 251V250H158V251H153L151 253H148L146 256H144L140 260L139 264H154L155 258L161 254H164ZM226 258H227V256H225V255H216L215 256V259H221L222 260V259H226ZM48 260L45 262V264L48 262Z\"/></svg>","mask_w":264,"mask_h":264},{"label":"snow or ice","instance_id":"obj_5","mask_svg":"<svg viewBox=\"0 0 264 264\" xmlns=\"http://www.w3.org/2000/svg\"><path fill=\"white\" fill-rule=\"evenodd\" d=\"M118 55H123L122 53H117ZM224 60L225 57H221ZM33 155H37L34 153ZM36 200L38 202V207L43 208L45 204V198L43 196H37ZM130 207L135 208L137 211H142V207L136 201H130ZM144 235V233H141ZM51 252L45 248H38L34 251L33 256L35 264H45V262L51 257ZM154 264H198L195 258H190L185 255H173L170 253H164L157 256L154 260Z\"/></svg>","mask_w":264,"mask_h":264}]
</instances>
